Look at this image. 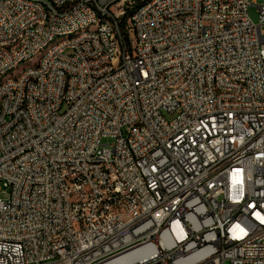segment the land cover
I'll return each instance as SVG.
<instances>
[{
  "label": "built area",
  "instance_id": "2783aa9c",
  "mask_svg": "<svg viewBox=\"0 0 264 264\" xmlns=\"http://www.w3.org/2000/svg\"><path fill=\"white\" fill-rule=\"evenodd\" d=\"M252 4L0 0V74L83 27L0 85V264H264Z\"/></svg>",
  "mask_w": 264,
  "mask_h": 264
},
{
  "label": "bare ground",
  "instance_id": "6f19581e",
  "mask_svg": "<svg viewBox=\"0 0 264 264\" xmlns=\"http://www.w3.org/2000/svg\"><path fill=\"white\" fill-rule=\"evenodd\" d=\"M173 19H181V12H173ZM83 34V27H74L71 32L58 33L57 36H51L44 46L39 48L38 52H32L31 58H25V56H17L8 65L3 68V73L0 74V85H7L9 77L3 80V77L11 72L17 65L30 61L33 57L39 55L37 62H41L47 56H51L57 46L66 42H71L72 39L79 38ZM89 34H96V27H89ZM7 50H15V43H7ZM112 63H119V55H112ZM36 70V64L32 67H28L23 71ZM20 77V74L17 76ZM17 77H10V80H17ZM1 115V106H0ZM90 164H93L94 169H102V159L97 157H90ZM81 186L84 189H91V180L88 178H81ZM131 215V208H119V217H127Z\"/></svg>",
  "mask_w": 264,
  "mask_h": 264
},
{
  "label": "rangeland",
  "instance_id": "374dc122",
  "mask_svg": "<svg viewBox=\"0 0 264 264\" xmlns=\"http://www.w3.org/2000/svg\"><path fill=\"white\" fill-rule=\"evenodd\" d=\"M253 1L255 2V4H252L249 6L248 15H249L250 19L252 20V22L257 23L258 22V14H259L257 5H259L260 3H263L264 0H253ZM40 56H41V53L39 55L33 57L30 61H26V62H23V63L17 65L11 72H9L8 74H6L3 77V80H5L9 76L10 77H17L20 74V69H21V71H23L24 69H26L28 67L34 66L36 64V62L38 61Z\"/></svg>",
  "mask_w": 264,
  "mask_h": 264
}]
</instances>
